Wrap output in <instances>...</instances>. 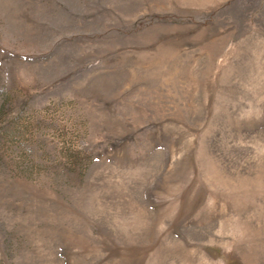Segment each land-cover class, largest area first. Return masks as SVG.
Listing matches in <instances>:
<instances>
[{
    "label": "rangeland",
    "instance_id": "374dc122",
    "mask_svg": "<svg viewBox=\"0 0 264 264\" xmlns=\"http://www.w3.org/2000/svg\"><path fill=\"white\" fill-rule=\"evenodd\" d=\"M0 264H264V0H0Z\"/></svg>",
    "mask_w": 264,
    "mask_h": 264
}]
</instances>
